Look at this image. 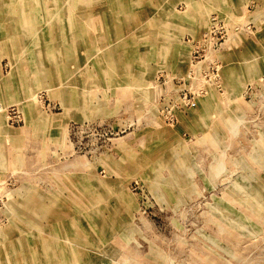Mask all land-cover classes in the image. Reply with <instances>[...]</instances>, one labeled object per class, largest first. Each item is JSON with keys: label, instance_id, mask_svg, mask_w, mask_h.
<instances>
[{"label": "rangeland", "instance_id": "374dc122", "mask_svg": "<svg viewBox=\"0 0 264 264\" xmlns=\"http://www.w3.org/2000/svg\"><path fill=\"white\" fill-rule=\"evenodd\" d=\"M0 264H264V0H0Z\"/></svg>", "mask_w": 264, "mask_h": 264}]
</instances>
